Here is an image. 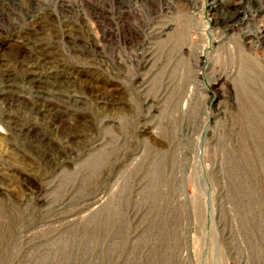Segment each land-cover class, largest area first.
I'll return each mask as SVG.
<instances>
[{
	"label": "rangeland",
	"instance_id": "obj_1",
	"mask_svg": "<svg viewBox=\"0 0 264 264\" xmlns=\"http://www.w3.org/2000/svg\"><path fill=\"white\" fill-rule=\"evenodd\" d=\"M0 264H264V0H0Z\"/></svg>",
	"mask_w": 264,
	"mask_h": 264
}]
</instances>
